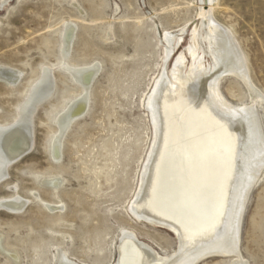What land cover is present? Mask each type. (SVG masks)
I'll use <instances>...</instances> for the list:
<instances>
[{
	"label": "rangeland",
	"instance_id": "rangeland-1",
	"mask_svg": "<svg viewBox=\"0 0 264 264\" xmlns=\"http://www.w3.org/2000/svg\"><path fill=\"white\" fill-rule=\"evenodd\" d=\"M212 7L216 21L239 43L248 75L264 95V0H215ZM207 8L205 0H0V65L22 71L14 86L0 80V123L14 120L43 67L52 68L54 86L33 114L31 151L8 167L0 183V199L19 195L28 200L19 213L0 209V264H57L59 250L78 264H114L123 228L160 255L173 253L176 235L136 218L128 204L152 140L144 102L154 80L164 68L175 84L166 98L181 107L197 100L207 81L204 70L195 78L189 75L187 51L192 31L204 33L200 12ZM66 22L75 29L64 59ZM164 31L181 37L166 60ZM198 43L199 52L206 50L202 39ZM180 54L184 75L174 82L171 71ZM208 55L204 52L205 65ZM63 60L96 64L98 70L85 92L87 110L66 129L61 157L55 160L51 141L57 117L84 93ZM219 89L233 104L251 101L247 86L234 75H224ZM257 110L264 128V104L258 102ZM45 178H60L59 187L53 189ZM41 199L62 208L51 212ZM240 249L248 264H264V169L247 197ZM6 251L17 252L18 262ZM229 259L209 256L197 264H229Z\"/></svg>",
	"mask_w": 264,
	"mask_h": 264
},
{
	"label": "bare ground",
	"instance_id": "bare-ground-1",
	"mask_svg": "<svg viewBox=\"0 0 264 264\" xmlns=\"http://www.w3.org/2000/svg\"><path fill=\"white\" fill-rule=\"evenodd\" d=\"M205 1L208 8L200 12L204 33L192 31V43L187 51L191 56L189 75L195 78L199 70H204L207 81L198 99L181 107L172 106L166 98L165 92L173 94L175 84L164 68L154 80L144 102L151 121L152 140L141 166L137 190L128 204L136 218L171 230L177 237V247L172 254L162 256L139 241L133 231L123 228L114 264H197L209 256L230 257L229 264H248L240 249V232L249 191L264 169V128L257 110L258 102L264 104V95L248 75L239 43L214 18L215 0ZM63 28L61 53L65 59L75 26L66 22ZM199 38L206 44L202 54L198 49ZM180 39L179 35L164 31L165 60ZM204 52L211 59L207 65L203 64ZM182 59L180 54L173 65L174 82H179L184 75ZM61 65L84 93L57 117L59 127L51 141V155L55 160L61 157V138L66 129L87 110L85 92L98 70L96 64L69 65L63 60ZM40 72V78L28 89L14 120L0 123V183L6 179L8 167L33 147V114L54 87L52 68L43 67ZM224 75H234L244 82L251 93L250 103L233 104L223 97L219 83ZM21 77V70L0 65V80L8 85H16ZM45 179L44 183L53 189L59 187L60 178ZM33 194L40 198L38 193ZM41 201L51 212L62 208ZM27 203L19 195L3 197L0 209L19 213ZM6 253L18 262L17 252ZM57 264L78 263L59 250Z\"/></svg>",
	"mask_w": 264,
	"mask_h": 264
}]
</instances>
